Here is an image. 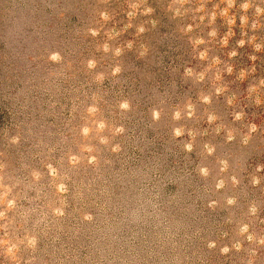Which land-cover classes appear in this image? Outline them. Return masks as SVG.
<instances>
[{
    "label": "rangeland",
    "instance_id": "374dc122",
    "mask_svg": "<svg viewBox=\"0 0 264 264\" xmlns=\"http://www.w3.org/2000/svg\"><path fill=\"white\" fill-rule=\"evenodd\" d=\"M227 7L0 0V264H264V0Z\"/></svg>",
    "mask_w": 264,
    "mask_h": 264
},
{
    "label": "clouds",
    "instance_id": "9594fccd",
    "mask_svg": "<svg viewBox=\"0 0 264 264\" xmlns=\"http://www.w3.org/2000/svg\"><path fill=\"white\" fill-rule=\"evenodd\" d=\"M234 3H235V0H228V7L225 8V9L220 13V15H222L225 19L228 20L229 25H234L235 22H236V18H235L234 16H231V17L229 16V9H231V8L234 6ZM217 7H219V6H217ZM249 7H250V4H248V3H245V4L242 5V8H243L245 11H247ZM199 10H203V8H201V9H199ZM147 11L150 12L151 9H148ZM261 11H262L261 9H259V8L257 9V13H258V14L261 13ZM105 18H106V17H105ZM203 19H204V18L201 17V21H203ZM215 19H216V12L214 11V12L212 13V21L214 22ZM241 20H242V23H243L244 25H247V22H248V21H247V17H246V16L241 17ZM258 26H259L258 24H254V25H253L254 28H256V27H258ZM189 30H190V29H189ZM140 31L142 32V31H143V28H141ZM211 35H212V36H215L216 33H215V32H212ZM228 35L231 36V35H233V33L230 31ZM227 42H228V40H227V37H226L225 40H224V44L227 45ZM197 43H198V44H199V43H203V41H202V40H201V41H197ZM244 43H245V41H243V40L240 41V45H241V46H243ZM231 55H232V56H235L236 53L233 52V53H231ZM201 58H202V59L206 58V53H201ZM216 63H219V61L217 60ZM228 71L231 72L232 69L229 68ZM189 74H191V71H190V70H189ZM243 77H244V73L242 72V73H241V79H243ZM217 78L219 79V76H218ZM201 79H203V76H201ZM262 83H264V81H262ZM218 91H222V90H218ZM206 102H207V98H206ZM179 115H180L179 113L176 114V118H177V119H179ZM239 118H240V117L237 116V119H239ZM253 130H255V129H253ZM181 134H182L181 130L177 129V130H176V135L179 136V135H181ZM189 147H190V146H189ZM9 207H11V205H9ZM244 230L246 231L247 229H244ZM249 239H252V238L249 237ZM5 243H7V241H5ZM237 247H239V245H237ZM9 251L11 252L12 249H9ZM224 251L227 252L228 249H224Z\"/></svg>",
    "mask_w": 264,
    "mask_h": 264
}]
</instances>
